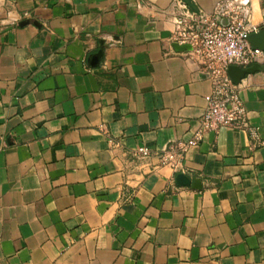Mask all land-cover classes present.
<instances>
[{"label": "crops", "instance_id": "obj_1", "mask_svg": "<svg viewBox=\"0 0 264 264\" xmlns=\"http://www.w3.org/2000/svg\"><path fill=\"white\" fill-rule=\"evenodd\" d=\"M194 1L264 21V0ZM179 9L0 0V264H264V71L241 82L258 139L193 143L211 81L176 46Z\"/></svg>", "mask_w": 264, "mask_h": 264}, {"label": "built area", "instance_id": "obj_2", "mask_svg": "<svg viewBox=\"0 0 264 264\" xmlns=\"http://www.w3.org/2000/svg\"><path fill=\"white\" fill-rule=\"evenodd\" d=\"M175 16L174 40L190 44L189 51L201 63L211 81V90L205 95L206 108L201 118V131L193 143L200 138L202 131H218L221 127H248L249 114L241 94V83L232 80L228 67L239 65L247 68L254 63H264V50L252 47L248 36L264 27L251 21L248 9L244 11L216 12L212 15L197 14L181 2ZM226 18V19H225ZM258 139L259 133L248 127ZM182 151L171 147L161 160L178 167ZM137 156L150 155V149L140 146Z\"/></svg>", "mask_w": 264, "mask_h": 264}, {"label": "water", "instance_id": "obj_3", "mask_svg": "<svg viewBox=\"0 0 264 264\" xmlns=\"http://www.w3.org/2000/svg\"><path fill=\"white\" fill-rule=\"evenodd\" d=\"M182 2L184 4H186L190 9H192L194 12H196L197 14H200V9L197 6V4L195 3L194 0H182ZM248 40L251 44L252 47L255 48H261L262 50H264V28H262L259 32L256 33H252L248 36ZM176 46H178L177 48L180 50H191L192 47L190 44H182L179 45L178 43H176ZM259 71H264V63H254L253 65L247 67V68H243L239 65H230L228 67V72L232 78V80L234 81V83L236 84H240L242 82V80L246 77V75L248 74H254L256 72ZM177 179V183L179 185H190L191 179L183 174V173H179L176 177ZM200 180L196 179L193 183V185L195 186V183L199 182Z\"/></svg>", "mask_w": 264, "mask_h": 264}]
</instances>
